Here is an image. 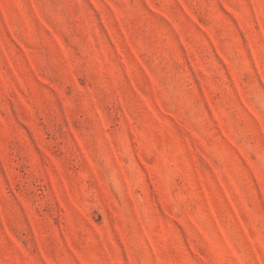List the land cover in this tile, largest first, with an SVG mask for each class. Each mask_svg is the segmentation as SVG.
Here are the masks:
<instances>
[{
  "label": "rangeland",
  "instance_id": "obj_1",
  "mask_svg": "<svg viewBox=\"0 0 264 264\" xmlns=\"http://www.w3.org/2000/svg\"><path fill=\"white\" fill-rule=\"evenodd\" d=\"M0 264H264V0H0Z\"/></svg>",
  "mask_w": 264,
  "mask_h": 264
}]
</instances>
